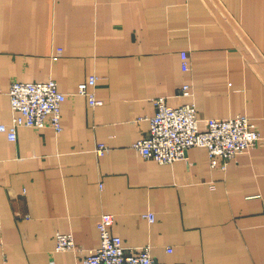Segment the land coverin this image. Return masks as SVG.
Masks as SVG:
<instances>
[{"label":"crops","instance_id":"crops-1","mask_svg":"<svg viewBox=\"0 0 264 264\" xmlns=\"http://www.w3.org/2000/svg\"><path fill=\"white\" fill-rule=\"evenodd\" d=\"M91 76L96 107L76 94ZM48 79L67 96L62 130L0 132V264H78L104 213L159 264H264V0H0V124L13 82ZM186 84L190 97L178 95ZM159 97L194 103L201 131L244 115L259 143L225 171L205 147L145 159L133 144ZM58 232L81 250L56 251Z\"/></svg>","mask_w":264,"mask_h":264},{"label":"built area","instance_id":"built-area-1","mask_svg":"<svg viewBox=\"0 0 264 264\" xmlns=\"http://www.w3.org/2000/svg\"><path fill=\"white\" fill-rule=\"evenodd\" d=\"M182 66L189 69L188 53L182 52ZM54 60L56 57L53 58ZM97 77L91 76L86 83L79 84L76 94L88 97L89 105L101 104L95 98L89 86H94ZM11 122L0 124V132L8 135L11 141L17 140L19 127L41 129L52 127L56 132L62 130L61 105L66 100L65 93L60 92L57 82L48 79L43 82H13L9 89ZM178 95L190 97L192 87L188 84L179 87ZM155 115L150 119V130L145 137L133 144V148L145 159L160 164H172L185 159L193 147H205L208 150L213 168L220 166L227 169L229 161L238 155L254 149L260 140V133L255 124L244 115L228 119H205V130L199 128L197 108L194 103L179 107L169 106L165 97L154 101ZM97 155L103 156L109 148L99 143L95 149ZM143 217L154 221L153 213H144ZM114 223L112 214L100 216L97 228L100 244L88 249L78 264H159L151 253L149 244L141 247H126L119 236L111 233ZM81 250L74 237L69 233H56V251L74 252Z\"/></svg>","mask_w":264,"mask_h":264}]
</instances>
